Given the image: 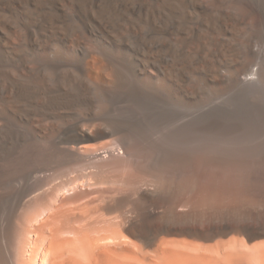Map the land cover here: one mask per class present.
<instances>
[{
  "label": "bare ground",
  "instance_id": "6f19581e",
  "mask_svg": "<svg viewBox=\"0 0 264 264\" xmlns=\"http://www.w3.org/2000/svg\"><path fill=\"white\" fill-rule=\"evenodd\" d=\"M263 47L264 0H0V157L14 202L40 189L12 246L0 221V264H264V147L234 146L264 114L226 108L264 83ZM125 111L214 126L199 158L233 176L199 179L188 148L158 163ZM101 153L122 171L103 186L52 183Z\"/></svg>",
  "mask_w": 264,
  "mask_h": 264
},
{
  "label": "rangeland",
  "instance_id": "374dc122",
  "mask_svg": "<svg viewBox=\"0 0 264 264\" xmlns=\"http://www.w3.org/2000/svg\"><path fill=\"white\" fill-rule=\"evenodd\" d=\"M258 63H260L261 65L264 64V47L260 50V54L258 57ZM264 66V65H263ZM259 90L253 91V93H248L246 95H238V96H233L230 97V100L228 101L229 104L226 105L227 109H230V111L235 110V112H239V113H248V114H258V115H263L264 114V83L261 84V86L258 88ZM248 95V96H247ZM241 103V104H240ZM238 104V105H237ZM230 106V107H229ZM235 106V108L233 107ZM240 106V107H238ZM232 107V108H231ZM233 109V110H232ZM237 110V111H236ZM242 111V112H241ZM237 112V113H238ZM169 117H168V116ZM119 118V119H118ZM173 118V119H172ZM117 119L119 121H121L122 124H124L126 126V128L132 132V134L140 137V139L146 144V148H147V152L150 153L151 156H154L153 158L156 159V161L158 163L163 162V160L166 159L169 154H176L179 152H182L180 150V148L183 150L185 148V151H187L188 149L190 151V153H192L193 158H192V163L189 167H186L187 171L193 170V172L195 173V175L199 178V179H210V178H217V179H221V178H226V177H232L234 174V167L231 163V161L225 157L224 158H219L218 160H212V161H206L203 159L199 158V150L197 149V147H201V146H207V144L209 143H213L214 140H216V136L218 134H216V130H214L213 128H215L214 126H210V125H198L197 122H193L192 124H183L181 123L178 118H176V116H172L170 115L168 112H162L161 114L155 115V116H151V117H139L138 115H136L134 112L132 111H125V112H121L119 115H117ZM180 123V125L178 124ZM172 125V127H171ZM176 125V126H175ZM257 125V126H256ZM251 126V125H250ZM256 126V127H255ZM178 127V129H177ZM190 127V128H189ZM254 129H253V128ZM252 127L250 129H248L247 131L245 130L244 133H241V136H237L235 139L237 141V143L235 142L233 145L236 147H240V148H245V149H255V148H262V146L264 147V134H263V129H264V125H260V124H252ZM263 127V128H262ZM150 128V129H149ZM164 128V129H163ZM212 128V129H211ZM140 129V131H138ZM169 129V131H168ZM174 132H173V130ZM188 129V130H185ZM190 129H192L190 131ZM258 129V130H257ZM195 130V131H194ZM197 130V131H196ZM209 130V131H208ZM211 130V131H210ZM165 131V132H164ZM181 131V132H180ZM190 131V132H189ZM193 131V132H192ZM257 131V132H256ZM147 132V133H146ZM158 132V133H157ZM163 132V133H162ZM173 132V133H172ZM196 132L198 133L196 135ZM209 132V133H208ZM211 132V134H210ZM248 132V133H246ZM260 132V133H259ZM146 133V134H145ZM151 133V134H150ZM175 133V134H174ZM178 133V135H177ZM190 133V134H189ZM195 133V134H193ZM201 133V135L199 136V134ZM245 136H244V135ZM247 134V135H246ZM251 134V135H250ZM260 134V135H258ZM263 136H262V135ZM168 135H171L169 137H166ZM177 137H175V136ZM186 137H185V136ZM210 135V136H209ZM256 135V136H255ZM259 137H258V136ZM151 136V137H150ZM164 136V137H163ZM191 136V137H190ZM253 136V137H252ZM255 136V139H254ZM193 137V138H192ZM203 137V138H201ZM211 137V138H210ZM247 140V142H245V138ZM164 138V139H163ZM195 138V139H194ZM201 138V140H200ZM238 138V139H237ZM241 138V139H240ZM250 138V139H249ZM259 138V140H258ZM263 138V139H261ZM152 139V140H151ZM168 139V141H167ZM187 139V140H186ZM190 139V140H189ZM254 139V140H253ZM210 140V142H209ZM213 140V141H212ZM252 140V141H251ZM172 141V142H171ZM186 141V142H185ZM199 141V142H198ZM239 141V142H238ZM252 143H251V142ZM150 142V143H149ZM158 142V143H157ZM164 142V145L163 143ZM167 142V144H166ZM174 142V143H173ZM242 142H245L244 144ZM250 142V143H249ZM261 142V143H259ZM158 145H157V144ZM162 143V144H161ZM170 143V144H169ZM185 143V144H184ZM224 143V142H221ZM180 144V146H179ZM189 147H188V145ZM191 144V145H190ZM198 144V145H197ZM232 144V143H231ZM231 144L224 143V144H220L223 147H228V146H232ZM243 144V146H242ZM257 146H256V145ZM151 145V146H149ZM154 145V147H153ZM167 145V146H166ZM170 145V146H168ZM172 145V146H171ZM185 145V146H184ZM187 145V147H186ZM195 148H193V146ZM246 145V146H245ZM249 145V146H247ZM252 145V146H251ZM255 145V146H254ZM261 145V146H260ZM165 146V147H164ZM177 146V147H176ZM184 146V147H183ZM192 146V147H190ZM254 146V147H253ZM149 147V149H148ZM158 147V149H157ZM161 147L163 149H161ZM171 147V148H170ZM173 147H175L177 150H175ZM183 147V148H182ZM248 147V148H247ZM152 148V149H151ZM154 148V150H153ZM156 148V149H155ZM166 148V149H165ZM168 148V149H167ZM174 150H173V149ZM186 148H188L186 150ZM193 148V149H192ZM151 150V151H149ZM156 150V151H155ZM163 150V151H162ZM155 151V152H154ZM175 151V152H174ZM154 152V153H153ZM158 152V153H157ZM160 152V153H159ZM114 153L117 155H120V150L116 149L114 150ZM102 154V155H101ZM98 157H102L99 160H96L95 163L92 162L90 164H87L83 167H78L76 164V166H74V164L71 166V169H67V170H60L59 166H55L53 165L50 169H49V173H53V178H52V183H55L56 180L58 182L65 179L67 176L73 177L75 176L77 170L81 169L83 170V172L87 173L86 178L88 177L90 179V183H96L99 186H103L104 184L99 183L100 182V178L99 175L101 173H112L114 175H117L119 173H121V169L119 168V166H113L111 165L110 167L108 166H104L103 165V159H106L107 155L105 153H101ZM153 154V155H152ZM159 154V155H158ZM171 154V155H172ZM197 155V156H196ZM163 156V157H162ZM159 158V159H157ZM163 158V159H162ZM223 159V160H222ZM9 161L8 158H4V157H0V221H2V223L5 225V228L7 229V238L4 240V245L6 247L8 246H12L15 242V237L14 235L11 236L12 234H14V227H15V223L17 221V218L19 216V214L22 212L23 210V203L25 201V199L29 198V196L33 195L34 193H37L38 191H40V189L37 191H31V195L30 193L27 195V197H25V199H23L20 202H14L13 201V197L10 196V193L12 192V186H10L11 184H16L17 181H20V179L24 178V176L22 175L23 172L19 170L16 171L15 173H11L9 171H6L3 166L7 164V162ZM204 161V162H203ZM216 161V162H215ZM223 161V162H222ZM226 161H230V162H226ZM207 162V163H206ZM98 163V164H97ZM224 164V165H223ZM74 166V167H73ZM104 166V167H103ZM227 166V167H226ZM59 167V168H58ZM85 167V168H84ZM54 168V169H52ZM56 168V170H55ZM190 168V169H188ZM71 170V171H70ZM230 170V171H229ZM61 174H59V172ZM64 171V172H63ZM70 171V172H68ZM87 171V172H86ZM58 174H57V173ZM19 173V175H18ZM56 173V174H55ZM68 173V174H67ZM117 173V174H116ZM90 174V175H89ZM10 175V184L8 183H4L2 180L4 177L8 178L7 176ZM18 175V176H17ZM146 175V176H145ZM142 175L145 178L150 179V177H152L151 175L145 174ZM65 176V177H64ZM98 176V177H97ZM19 178V179H18ZM63 178V179H62ZM87 178V179H88ZM2 179V180H1ZM17 180V181H16ZM96 180V182L94 181ZM14 181V182H13ZM55 181V182H54ZM12 182V183H11ZM18 184V183H17ZM9 185V186H8ZM7 188V190H5ZM11 190V191H10ZM9 203V204H7ZM21 203V204H19ZM19 204V205H18ZM5 205V206H4ZM14 205V207H13ZM21 205V206H20ZM4 207V208H3ZM22 207V209H21ZM20 208V209H19ZM21 210V211H19ZM17 213V214H16ZM16 219V220H15ZM9 227V228H8ZM9 237V238H8ZM11 237V238H10ZM13 237V238H12ZM9 239H13L9 241ZM13 244H12V243ZM11 243V244H10Z\"/></svg>",
  "mask_w": 264,
  "mask_h": 264
}]
</instances>
